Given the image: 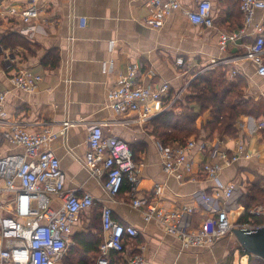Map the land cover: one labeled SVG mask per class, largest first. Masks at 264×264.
<instances>
[{"label":"crops","instance_id":"0c3cea01","mask_svg":"<svg viewBox=\"0 0 264 264\" xmlns=\"http://www.w3.org/2000/svg\"><path fill=\"white\" fill-rule=\"evenodd\" d=\"M198 1H184L182 10L195 9ZM208 1L212 3L213 27L193 26L182 10H177L161 28H153L145 24L153 16L147 0H38L40 16L30 38L21 32L26 26L18 15L26 0H0V38L17 33L27 39L26 47L7 50L13 55L11 67L0 63V87L7 91L5 110L9 120L30 133L45 129L56 133V138L44 148L52 150L59 159L66 176L65 188L79 189L93 197L95 204L78 215L72 234L87 233L91 225L100 226V210L107 206L116 221L139 231L138 237L126 244L129 254L141 255L144 264H227L230 250L234 251L230 254L232 259L236 255L247 260L255 258L244 252L231 236L228 243L224 237L209 248L182 249L180 241L166 233L159 223L144 221L142 214L130 205L127 190L123 189L111 200L102 182L90 177L83 167L88 127L101 124L104 137H119L130 146L140 174L138 195L151 197L154 185H162L158 204L165 209L194 206L196 212L190 216L193 226L200 225L209 215L195 198L198 193H212L213 183L200 172L204 163L223 164L218 174L220 181L236 185L241 197L252 183H259L264 191V128H257L264 116L241 117L236 122L234 137L215 135L210 141L206 139L207 133L201 131L198 138H193L196 146L189 155L193 163L191 174L182 167L167 173L156 139L150 135V121L143 126L124 125L135 114L117 115L107 101V94L117 87L119 76L128 65H136V81L141 85L168 82L170 93L174 94L201 68L241 54L242 45L255 41L256 27L263 29L264 34V10H258L245 34L222 50L219 35L242 27L240 0ZM81 17L87 21L84 28L80 27ZM51 53L59 56L56 67L46 65V57ZM177 58H182L186 66L176 65ZM22 69L43 77L31 92L19 91L8 81L12 73ZM239 69L242 73L239 77L247 84L246 97L264 107V77L257 75L256 67L249 61H242ZM150 107L158 111L155 104L150 103ZM203 118L209 120L210 116L205 113L198 123ZM64 121L74 124L61 135ZM202 142H207L205 149L199 147ZM240 145L243 149L238 152ZM215 150L217 153L213 155ZM21 152V147L0 141V155ZM223 154L228 158L237 155L238 160L225 166ZM229 211L232 222H239L244 214V208L235 202Z\"/></svg>","mask_w":264,"mask_h":264},{"label":"built area","instance_id":"2783aa9c","mask_svg":"<svg viewBox=\"0 0 264 264\" xmlns=\"http://www.w3.org/2000/svg\"><path fill=\"white\" fill-rule=\"evenodd\" d=\"M186 0H147L152 8V17L145 20L147 26L161 28L166 19L177 10H182ZM38 0H26V6L19 12V19L26 26L21 32L30 38L37 29L36 22L40 16ZM242 27L237 31L224 32L219 35L222 50L234 44L251 25L258 10H264L263 0H240ZM182 12L191 25L196 27H213L212 3L199 0L195 9H183ZM86 18H79L80 27L86 26ZM257 37L253 43L244 44L243 52L228 61H220L201 68L185 82L182 89L170 93V84L162 82L152 86H143L136 81V65H128L126 72L119 76L115 89L107 94V101L117 115L134 113V119L124 121V125H145L155 114L170 110L183 101L191 81L202 73L217 66L227 67V76L234 80L242 73L239 64L249 61L256 67V73L264 77V34L260 27L255 28ZM0 45V63L6 67L12 64V57ZM176 65L186 66L182 58L176 59ZM185 72V71H184ZM43 80L27 69L18 70L8 77L9 83L17 90L31 92L36 84ZM7 91L0 87V141L21 147L23 152L0 155V264H59L72 243V227L78 215L90 209L95 203L90 193L79 189L65 188L66 176L60 167V161L50 149L44 146L56 138V133L45 129L39 133H30L17 123L9 120L5 110ZM150 103L158 107L154 112ZM74 123L64 121L60 134ZM103 125L93 124L88 127L87 151L83 167L90 177L101 181L105 194L111 200L119 194L124 181L128 184L130 205L138 210L145 222L159 223L166 233L176 237L182 249L209 248L226 237L234 229L261 228L264 225L232 222L229 213L234 205L237 186L224 184L218 174L223 164L204 163L200 172L212 183V193H198L195 198L209 215L204 221L193 226L190 216L196 212L194 206L165 209L158 203L163 187L154 185L151 197H140L138 185L140 174L134 162L133 152L126 141L113 136L104 137ZM264 128V121L257 125ZM156 143L165 172L173 173L182 167L188 175L192 172L189 158L196 142L189 138L183 144L162 145ZM200 149L207 147V142L199 144ZM243 149L238 147V152ZM217 150L213 151V155ZM249 158L248 155L245 156ZM225 166L238 160L234 155L228 158L222 155ZM181 178V175L178 176ZM191 180L195 177L190 176ZM55 201L56 203H54ZM250 216H264V207L257 205L250 209ZM102 241L98 249L95 264H111V253L122 257L121 264H144L141 255H130L126 241L138 237L139 231L132 225H123L116 221L109 207L101 210Z\"/></svg>","mask_w":264,"mask_h":264},{"label":"trees","instance_id":"16d2710c","mask_svg":"<svg viewBox=\"0 0 264 264\" xmlns=\"http://www.w3.org/2000/svg\"><path fill=\"white\" fill-rule=\"evenodd\" d=\"M27 39L21 35L7 34L0 38V45L4 50L27 46ZM59 62L57 53L46 57V65L56 67ZM247 84L241 77L230 80L226 67L217 66L193 79L189 85V93L183 101L174 105L150 121V135L157 142L166 146L183 144L191 136L198 138L201 131L207 133L206 139L212 141L214 136H236V122L245 116H264V107L254 99L247 98L245 88ZM179 108V112L175 110ZM205 113L209 120L201 119ZM128 191V184L124 181L120 192ZM119 192V193H120ZM240 196V195H239ZM235 200V204L244 208V214L239 223H249L254 226L264 225V218L250 216L251 208L260 205L264 207V191L259 183L248 185L246 194ZM100 226L91 225L87 233L72 234V243L63 256L64 264H95L98 249L102 241L101 210L99 213ZM251 218L252 221L248 219ZM258 218V219H257ZM244 251V250H243ZM111 264H121L122 257L111 253ZM248 264H264L258 258H249Z\"/></svg>","mask_w":264,"mask_h":264},{"label":"water","instance_id":"95a60500","mask_svg":"<svg viewBox=\"0 0 264 264\" xmlns=\"http://www.w3.org/2000/svg\"><path fill=\"white\" fill-rule=\"evenodd\" d=\"M232 234L244 252L264 261V227L234 229Z\"/></svg>","mask_w":264,"mask_h":264},{"label":"rangeland","instance_id":"374dc122","mask_svg":"<svg viewBox=\"0 0 264 264\" xmlns=\"http://www.w3.org/2000/svg\"><path fill=\"white\" fill-rule=\"evenodd\" d=\"M259 104H261V103H259ZM262 105V104H261ZM190 138H195V136H191ZM238 196H239V193L238 192H236L235 193V200L238 198ZM229 236H231V237H234V235H232V234H229V235H227L226 236V241H225V243H228V241H227V238H230ZM234 239V238H233ZM230 243H232L231 241H229ZM234 247H237V245H235ZM231 252H234L233 250H230V252H229V254H228V258H227V260H228V263L227 264H247V257H243L242 259L239 257V255H236V257L234 258V259H232L231 258V256H230V254H231ZM59 264H64V260H62L61 259V261L59 262Z\"/></svg>","mask_w":264,"mask_h":264}]
</instances>
